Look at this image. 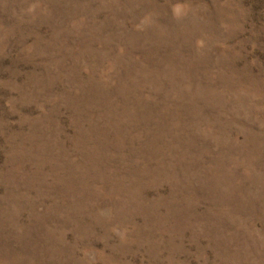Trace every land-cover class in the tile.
Segmentation results:
<instances>
[{
    "label": "rangeland",
    "instance_id": "rangeland-1",
    "mask_svg": "<svg viewBox=\"0 0 264 264\" xmlns=\"http://www.w3.org/2000/svg\"><path fill=\"white\" fill-rule=\"evenodd\" d=\"M0 264H264V0H0Z\"/></svg>",
    "mask_w": 264,
    "mask_h": 264
}]
</instances>
